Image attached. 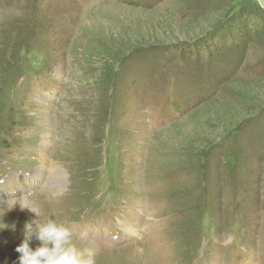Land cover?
Listing matches in <instances>:
<instances>
[{
  "label": "rangeland",
  "instance_id": "obj_1",
  "mask_svg": "<svg viewBox=\"0 0 264 264\" xmlns=\"http://www.w3.org/2000/svg\"><path fill=\"white\" fill-rule=\"evenodd\" d=\"M248 12L264 14L0 0V264L36 218L7 213L16 198L96 264H264V30Z\"/></svg>",
  "mask_w": 264,
  "mask_h": 264
},
{
  "label": "clouds",
  "instance_id": "obj_2",
  "mask_svg": "<svg viewBox=\"0 0 264 264\" xmlns=\"http://www.w3.org/2000/svg\"><path fill=\"white\" fill-rule=\"evenodd\" d=\"M7 199H0V206ZM17 203L22 209L28 208L36 218L24 225V239L15 249L20 255L14 264H96L94 253L90 249L81 250L73 243L70 227L51 217L41 219L27 200L24 204L19 200H11L8 211ZM12 228L14 230L15 225ZM33 238L39 242L35 248L31 247Z\"/></svg>",
  "mask_w": 264,
  "mask_h": 264
},
{
  "label": "bare ground",
  "instance_id": "obj_3",
  "mask_svg": "<svg viewBox=\"0 0 264 264\" xmlns=\"http://www.w3.org/2000/svg\"><path fill=\"white\" fill-rule=\"evenodd\" d=\"M35 177V176H34ZM64 176H63V174H61V173H55V174H53L52 176H51V183L54 185V186H62L63 185V180H64V178H63ZM49 187V186H48ZM54 189V188H53ZM55 190V189H54ZM52 191V190H51ZM57 190H55V192H56ZM59 192V191H58ZM57 194V193H56ZM54 195V194H53ZM24 197V196H23ZM1 198V197H0ZM15 200H19L20 201V203L21 204H24L25 203V201L27 200V199H15ZM7 201H8V199H7ZM28 201V200H27ZM8 204V206H9V208H10V204H11V201L10 202H8L7 203ZM28 209V208H27ZM9 210V209H8ZM6 211L7 213L9 212V211ZM12 211H14L15 213H20V212H22L23 210H22V208H21V206H20V204L19 203H17L12 209H11ZM4 211V210H3ZM0 213H3L2 211L0 212ZM30 213H33V212H31L30 211ZM29 213V214H30ZM39 213V212H38ZM40 214V213H39ZM1 215V214H0ZM2 216V215H1ZM4 224H6V223H4ZM73 240H74V238H73ZM93 247V246H92ZM97 251H99V250H97ZM140 252V251H139ZM159 252V251H158ZM107 254V253H106ZM143 252L142 253H138V252H135V256H137L139 259H141L142 260V258H143ZM149 255H151V254H149ZM151 256H153V255H151Z\"/></svg>",
  "mask_w": 264,
  "mask_h": 264
},
{
  "label": "trees",
  "instance_id": "obj_4",
  "mask_svg": "<svg viewBox=\"0 0 264 264\" xmlns=\"http://www.w3.org/2000/svg\"><path fill=\"white\" fill-rule=\"evenodd\" d=\"M256 12H248V14L246 15L245 14V16L247 17V20L248 19H257V21L259 22V24H258V27H262V31L264 30V23H262V21L261 20H264V14H261V13H257V14H255ZM262 13H264V12H262ZM240 19H241V17H240ZM238 20V19H237ZM236 20V21H237ZM246 23V22H245ZM247 23H249V22H247ZM229 24H231V23H229ZM242 24H243V22H242ZM244 25V24H243ZM243 25H241V27L243 26ZM238 26H240V21L237 23V26H235V29H236V27H238ZM246 25H244V27H240L241 29H242V34H244L245 36L247 35L246 33H248V31H251L250 29H252V25L251 26H246ZM254 29H255V31H257V25L256 24H254ZM238 31V30H237ZM253 33V32H252ZM256 34H259V33H256ZM255 35V34H254ZM194 55L196 56V58H200V55H201V53H195L194 52ZM198 55V56H197Z\"/></svg>",
  "mask_w": 264,
  "mask_h": 264
},
{
  "label": "water",
  "instance_id": "obj_5",
  "mask_svg": "<svg viewBox=\"0 0 264 264\" xmlns=\"http://www.w3.org/2000/svg\"><path fill=\"white\" fill-rule=\"evenodd\" d=\"M261 6V8L264 10V0H257Z\"/></svg>",
  "mask_w": 264,
  "mask_h": 264
}]
</instances>
